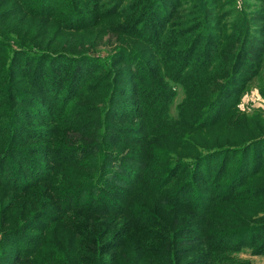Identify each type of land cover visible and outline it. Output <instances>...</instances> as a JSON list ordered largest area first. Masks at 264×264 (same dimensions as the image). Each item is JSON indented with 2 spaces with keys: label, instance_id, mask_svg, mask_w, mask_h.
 Instances as JSON below:
<instances>
[{
  "label": "rangeland",
  "instance_id": "374dc122",
  "mask_svg": "<svg viewBox=\"0 0 264 264\" xmlns=\"http://www.w3.org/2000/svg\"><path fill=\"white\" fill-rule=\"evenodd\" d=\"M145 1L0 0V264H264V70L243 62L193 142L177 113L203 88L137 35L263 51L264 0H206L200 30L196 0Z\"/></svg>",
  "mask_w": 264,
  "mask_h": 264
},
{
  "label": "trees",
  "instance_id": "16d2710c",
  "mask_svg": "<svg viewBox=\"0 0 264 264\" xmlns=\"http://www.w3.org/2000/svg\"><path fill=\"white\" fill-rule=\"evenodd\" d=\"M149 1L150 0H146L145 4ZM176 1L179 2L180 0ZM195 2V10L198 12L197 28L200 30L201 27L205 26L207 17L212 13L205 5L206 0H196ZM148 13L149 11L147 9L141 11V18L136 24L135 30H140V27L142 26L143 22H145V20L148 22L151 20L161 21L160 18L164 17L160 11L157 12L155 17L152 15H147ZM126 18L132 19L130 15H126ZM168 21L169 24L164 22L160 27L156 28L157 33L153 32L150 35L152 31L151 29H148V27L142 29L141 33H138L137 31L136 32L138 33V37H142L144 35L146 37L150 36V40L155 41L157 46L161 47V50H158L157 54L160 56L159 61L166 69L168 68L169 64L172 63L174 58L178 63H180L179 66H182V69L180 70L181 78L186 80V76H188L189 79L186 81L187 83L195 80L194 85H200V87L203 88L201 93L194 97H192L191 94L188 95L187 92L185 96V99L187 98V100H185L187 103H182L177 113V119L180 121L176 127H184L186 129V133L188 132L194 142V134L199 129L211 124V120L215 115V111L218 106L219 97L226 95V93L230 90V86L237 84L235 81L238 79V73H243L245 69H247V65L243 62H257L256 70H264V50L262 51L259 49L262 46L261 37L256 33H251L249 40L244 39L243 41V37L238 39L240 32L238 29L234 28L231 36H225L222 33L215 34V39L217 40L215 43H208L205 40V44L207 42L208 45H204L206 47L203 49V52L197 56L199 51L202 49V47H200L202 46L200 34L186 39L181 34L182 29H180L179 32L174 29V26L176 27L178 24L182 25L183 23H177L173 25L172 22L170 23V19H168ZM257 23L258 22H256V24ZM46 34L47 33H45V35ZM237 39L238 44H235ZM177 45L180 46L179 52L173 50ZM256 55H259V57L257 58ZM125 56L126 54L123 55V58H125ZM8 57L9 55H4L0 58V62L2 59H7ZM102 89H105V93L112 89V84L107 83L105 87H102ZM196 97L200 98L202 101L199 107L196 106ZM190 107H192V109L189 110ZM192 122H194V125L192 126L198 125V127L192 128ZM196 139L199 142H203V138L196 136ZM172 142H174L177 145V148L183 152L192 154L195 150V145L193 144L188 145L185 142V145L180 146V144L176 143L175 140H172ZM223 154L224 153H219L218 156L222 157ZM212 155L213 152L210 154H202L201 165L203 166L207 159L211 158ZM170 169L174 168L171 167ZM177 258L178 257L175 256V253H171L165 259L169 260L172 264H179ZM199 261V257L195 255L192 259H186L185 262L192 264L196 262L199 263ZM94 264L99 263L96 261Z\"/></svg>",
  "mask_w": 264,
  "mask_h": 264
}]
</instances>
